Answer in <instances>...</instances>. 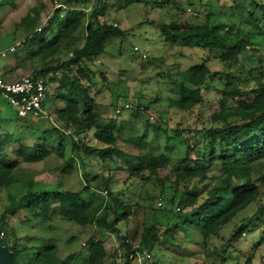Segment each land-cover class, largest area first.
Returning <instances> with one entry per match:
<instances>
[{"label":"trees","instance_id":"obj_1","mask_svg":"<svg viewBox=\"0 0 264 264\" xmlns=\"http://www.w3.org/2000/svg\"><path fill=\"white\" fill-rule=\"evenodd\" d=\"M51 1L54 6L46 24H38L35 8L20 19L16 27L22 29L26 38L16 44L15 51L9 54H15L17 47L25 45L29 36L39 44L30 52L31 59L40 65L39 68L34 67L33 73L43 78L46 85H57L54 97L64 104V108L55 112L64 127L72 130V134L66 135L68 140L71 139L70 150H82V155L89 159L96 158L101 163L112 161L114 156L120 154L116 137L120 128L114 125L107 130L96 126L97 106L83 81H90V77L94 76L90 65L102 55L105 47L114 39H123L125 34L116 25L102 19L103 0ZM10 3L0 0V11ZM253 5L263 9L255 2ZM247 15L258 29L257 19L251 12ZM210 16L211 13L207 12L202 24H190L178 19L169 23H152L157 26L165 42L205 52L202 63L171 75V81L176 82L177 95L169 98L170 108L191 112L204 104L201 92L208 90L209 82L218 75L207 66L210 60L230 67L240 65L239 70H229L224 74L220 97L216 110L209 117L211 125L208 128L195 130L193 135L188 129L176 127L171 130L173 136L183 143L184 152L173 167V179L167 187H164L166 182L157 175L166 159L163 154L130 168L129 177L150 180L160 186L158 197L167 206L162 209L149 206L151 217L143 223L141 230L132 235H122L118 224L128 221L132 215L131 205L122 200L119 194L110 192L107 179L94 186L91 180L94 181L95 176L90 180L88 173L84 172L83 184L77 191L34 189V184L28 182L29 190L19 198L8 195L7 204L0 212V234L4 235L5 230L14 234L8 217L11 215L17 214V220L22 225L30 223L48 232L52 228L49 225L51 220L59 217L80 227L91 226L95 232L114 234L119 240L118 248L126 264H136L138 256L146 264L152 250L169 243L173 234L180 229H195L201 235L205 248L211 237L218 235L247 207L255 206L256 209L234 228L226 245L238 242L245 232H254L257 226L254 221L264 225V175L254 177L256 166L264 163V53L257 56L247 54L246 44L253 45L249 36L237 33L229 39L222 25L210 22ZM46 25L50 28L51 39L46 38ZM1 26L0 21V34ZM81 38L82 44L78 45ZM63 42L70 56L64 61L47 64L48 60L60 53ZM50 97L47 89L46 103ZM133 109L134 117H140L147 108L138 104ZM145 123L153 125L148 118ZM91 130H94L93 139L100 147L89 146L84 139L74 140V136L84 134L85 137ZM11 141V134L0 133V201L3 191L19 183L17 172L21 164L43 161L51 150H55L60 157L65 156V143L50 149L46 142H41L32 146L19 143L13 151L14 157H11L8 153ZM66 165L76 169L72 156L66 159ZM96 188L105 189L109 199H91ZM133 238L138 239L136 246H132ZM73 241L71 237L66 242L70 244ZM252 245L254 247L246 255L245 264H254L256 250L264 245V229ZM0 246L9 250L15 264H104L107 257L104 242L92 238L87 244V257L81 263L72 256L66 259L59 257L57 245L48 237L37 238V243L23 246H19L17 241L10 244L0 238ZM227 253L226 249L221 250L218 264H224L230 258ZM260 264H264V261Z\"/></svg>","mask_w":264,"mask_h":264},{"label":"rangeland","instance_id":"obj_2","mask_svg":"<svg viewBox=\"0 0 264 264\" xmlns=\"http://www.w3.org/2000/svg\"><path fill=\"white\" fill-rule=\"evenodd\" d=\"M8 1L11 3L0 11V50L15 48L16 44L26 38L22 29L16 25L32 8L38 12V24H43L51 15L54 6L51 0ZM254 2L263 9L255 7ZM102 4V19L116 25L125 35L123 39H114L105 47L102 55L90 65L94 76L90 77V81L84 80L83 84L89 87L90 95L97 106L96 126L107 130L114 125L120 128L116 133L120 154L114 156L112 161L101 163L96 158L89 159L82 155V150H70L71 139L68 140L66 135L72 134V130L64 127L55 112L64 108V104L54 97L57 94L56 84L47 85L52 96L46 103L47 119L19 118L0 98V133L12 135L8 146L9 156L14 157L13 151L19 143L32 146L34 143L46 142L50 149H56L59 144L65 143L64 157L51 150V154L43 161L20 165L17 172L19 183L2 192L0 212L3 205L7 204L8 195L17 199L29 190L28 182L34 184V189L63 188L77 191L83 184V173L87 172L90 180L95 176L91 184L95 186V183L107 179L110 192L119 194L122 200L131 205L132 215L127 222L119 223L118 227L122 235H132L133 232L141 230L143 223L150 220L149 206L162 209L167 205L158 197L160 186L150 180L129 177L130 168L163 154L166 159L159 167L157 175L166 182L164 187H167L173 179V167L184 152L183 143L173 136L171 130L176 127L188 129L193 135L195 130L208 128L211 125L209 117L216 110L220 97L224 74L240 68V65L230 67L217 60H210L206 63L207 66L218 75L209 82L208 90L201 92L205 99L204 104L191 112L168 107L169 98L177 95L176 82L171 81V75L175 71H185L202 63L205 52L165 42L157 26L152 23H169L178 19L190 24H202L206 13L210 12V22L222 25L229 39L234 38L237 33L249 36L253 45L246 44L245 50L249 52L247 54L257 56L264 53V0H103ZM236 5L241 7L237 8ZM248 12L257 19L258 29L253 26ZM49 32L50 28L46 25V38L51 39ZM78 42L81 45L82 38ZM62 44L60 53L48 60L47 64L64 61L70 56L65 42ZM38 46L29 36L27 43L19 45L15 54H7L6 58L0 59V72L12 67L10 73L13 80L33 73L34 67L39 68L40 65L38 61L31 59L30 52ZM124 104H128L129 108L115 114L114 110L122 108ZM138 104L146 106L147 109L142 111L140 117H134L133 108ZM146 118L149 123L159 125V128L146 125ZM94 130L89 131L85 137L84 134L74 136V140L84 139L89 146L100 147L93 139ZM69 156L75 162V170L66 165ZM263 175L264 163H260L255 168L254 177ZM93 192L91 199H109L105 189L96 188ZM255 209V206H250L240 212L218 235L211 237L205 248L201 235L195 229L176 231L169 243L156 246L152 250L146 264H218L222 249H226L230 256L224 264H245L246 255L254 247L252 244L260 236L264 225L260 221H254L257 224L254 232L243 233L239 241L232 245L227 246L226 240L234 228L242 220L249 218ZM8 217L14 234L5 230L0 238L10 244L13 241H17L19 246L34 244L37 243V238L48 237L57 245L59 257L66 259L72 256L81 263L87 257V244L92 238L104 242L107 252L104 264H126L118 248L119 240L114 234L95 232L91 226L80 227L59 217L51 220L49 225L52 228L48 232L30 223L20 224L17 214ZM71 237L74 241L69 244L66 241ZM132 244L136 246L138 239L133 238ZM261 261H264V245L256 250L253 263L260 264Z\"/></svg>","mask_w":264,"mask_h":264},{"label":"built area","instance_id":"obj_3","mask_svg":"<svg viewBox=\"0 0 264 264\" xmlns=\"http://www.w3.org/2000/svg\"><path fill=\"white\" fill-rule=\"evenodd\" d=\"M14 51V47L0 50V59L6 58L7 54ZM0 98L16 112L19 118L47 117V85L43 78L34 73L13 80L0 72ZM127 108L129 105L124 104L122 108H117L115 113L119 114L122 109ZM136 264H143L141 256L137 257Z\"/></svg>","mask_w":264,"mask_h":264},{"label":"water","instance_id":"obj_4","mask_svg":"<svg viewBox=\"0 0 264 264\" xmlns=\"http://www.w3.org/2000/svg\"><path fill=\"white\" fill-rule=\"evenodd\" d=\"M0 264H15L9 250L0 246Z\"/></svg>","mask_w":264,"mask_h":264},{"label":"crops","instance_id":"obj_5","mask_svg":"<svg viewBox=\"0 0 264 264\" xmlns=\"http://www.w3.org/2000/svg\"><path fill=\"white\" fill-rule=\"evenodd\" d=\"M13 69L12 67L8 68L3 72L4 75L8 76L11 79L12 74L10 73V70Z\"/></svg>","mask_w":264,"mask_h":264}]
</instances>
